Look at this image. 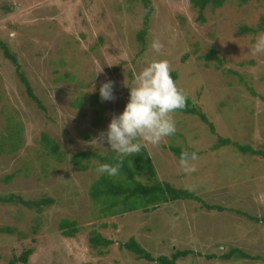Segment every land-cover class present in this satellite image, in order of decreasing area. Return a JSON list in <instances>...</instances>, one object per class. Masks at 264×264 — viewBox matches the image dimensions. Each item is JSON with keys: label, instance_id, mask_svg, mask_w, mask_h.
<instances>
[{"label": "rangeland", "instance_id": "374dc122", "mask_svg": "<svg viewBox=\"0 0 264 264\" xmlns=\"http://www.w3.org/2000/svg\"><path fill=\"white\" fill-rule=\"evenodd\" d=\"M149 4L145 22L142 0H0V40L38 99L27 96L0 50V198L52 201L41 209L15 198L0 201V228L12 230L0 233V264L26 249L33 250L27 264H158L123 249L130 238L154 258H170L177 250L201 254L175 264H264V223L246 216L264 218V159L232 146L215 148L220 137L264 152V54L251 51L264 32L239 30L256 28L264 0L207 7L203 21L189 0ZM153 40L163 44L161 52L151 48ZM211 50L221 63L206 61ZM164 59L214 133L198 116L174 113L176 133L144 148L159 181L188 189L224 211L179 200L149 212L105 217L90 188L102 176L97 157L117 154L99 141L100 133L113 114L123 112L135 76ZM109 80L116 100L102 102L100 87ZM10 120L20 134L8 142ZM42 134L55 143L57 156L47 155ZM169 147L196 152V171L184 172ZM78 152L90 156L80 172L70 162ZM63 219L76 223L73 237L58 228ZM97 235L113 244L92 248L89 240ZM233 248L249 258H222Z\"/></svg>", "mask_w": 264, "mask_h": 264}, {"label": "trees", "instance_id": "16d2710c", "mask_svg": "<svg viewBox=\"0 0 264 264\" xmlns=\"http://www.w3.org/2000/svg\"><path fill=\"white\" fill-rule=\"evenodd\" d=\"M193 9L198 10V17L200 21H203L202 13L207 8L210 7L212 10L221 8L223 4L228 0H189ZM239 6L246 5L251 1L260 2L262 0H234ZM145 6V16L144 21L147 22L149 15L151 13V5L149 0H142ZM240 32H247L249 34H257L259 32H264V15L259 18V22L255 29L249 28L247 26H242ZM143 31L138 33V39L140 42L143 38ZM0 50L3 56L9 60L17 74L20 82L23 84L27 96L38 102L37 97L33 93L29 82L24 77L21 72L20 65L17 62L16 57L10 52L9 48L0 40ZM206 61H215L221 63L222 61L217 57L214 50L208 52L205 57ZM173 79H176V74L171 73ZM252 94H254L252 92ZM175 113H180L184 115H194L198 116L202 122H204L210 128L211 132L214 133V129L211 123L208 122L205 115L199 112L193 105L192 101L188 98L187 106L183 110H177ZM20 134L19 127L14 121L6 122V136L4 139L6 141H11L13 137ZM8 142H4L7 145ZM41 142L44 148L49 150L51 157H55L58 154V148L55 143L46 134L41 135ZM2 145V144H1ZM12 146V145H10ZM223 146H232L239 153L243 155L260 156L264 159V152L260 150H253L251 147L246 145H240L238 143L232 142L229 139L218 138L215 148ZM170 151L180 159L181 151L179 148L169 147ZM97 159L101 163L115 164L117 163V156L113 154H107L105 157ZM90 156L84 152H78L74 154L70 162L73 168L80 172L88 168L87 164L83 161L88 162ZM146 182L140 181L138 178H144ZM90 196L96 205H101V213L103 216H115L117 214L130 213L137 210H144L149 212V210H155L162 204H167L175 201H196L201 204L203 208L208 211H224V208L216 205H208L204 203L197 195L188 189H177L172 187L166 182H161L157 178V173L155 167L146 151L143 147L140 154L130 155L124 158L123 167L120 170V174L116 177H110L107 174L100 176L98 180H95L90 188ZM13 196L0 198L2 202H13L18 201L20 204L27 208L41 209L43 206L50 204L52 201L49 199L35 200V201H24L20 198H15ZM238 214H243L236 211ZM248 219L254 222L264 223V218L252 217L246 215ZM58 228L65 237H73L76 232V223L74 221H69L63 219L59 222ZM0 233H12V230L4 227L0 228ZM90 246L94 249L98 247H108L112 245L111 240H106L101 238L99 235L92 236L90 238ZM123 249L133 253L138 259H142L148 262H157L158 264H175L179 259L185 258L188 255L200 256V253L193 252L191 250L185 251H175L170 258L166 256L152 257L143 247H141L134 238H130L126 243L120 245ZM32 249L24 250L20 255H13L7 264H27L29 257L32 255ZM207 258H212L213 256H206ZM231 257L237 258H249V256L242 250L233 248L227 254H224L222 258L230 259Z\"/></svg>", "mask_w": 264, "mask_h": 264}, {"label": "clouds", "instance_id": "9594fccd", "mask_svg": "<svg viewBox=\"0 0 264 264\" xmlns=\"http://www.w3.org/2000/svg\"><path fill=\"white\" fill-rule=\"evenodd\" d=\"M150 46L158 53L164 47L159 40H153ZM251 51L253 55L264 54V36L257 39ZM171 73L170 62L164 59L150 62L135 76L123 112L113 114L107 131L100 133L99 141L117 154V163L98 165L99 175L118 176L125 157L140 154L146 144L158 146L176 133L173 114L186 108L188 94ZM100 98L102 102L116 100L113 81L102 83ZM198 159L196 152L183 151L179 160L181 169L186 173L196 171L192 162Z\"/></svg>", "mask_w": 264, "mask_h": 264}]
</instances>
